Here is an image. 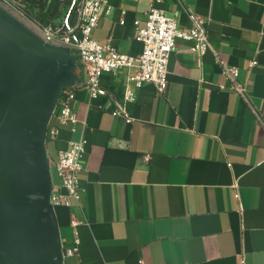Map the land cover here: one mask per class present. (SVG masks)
Wrapping results in <instances>:
<instances>
[{
  "label": "crops",
  "instance_id": "obj_1",
  "mask_svg": "<svg viewBox=\"0 0 264 264\" xmlns=\"http://www.w3.org/2000/svg\"><path fill=\"white\" fill-rule=\"evenodd\" d=\"M14 1L36 11L35 0ZM152 5L180 30L189 13L209 21L211 50L199 57L178 39L165 96L131 85L132 124L112 112L135 70L102 76L109 98L78 91L75 126L61 125L53 108L47 129L60 133L45 141L52 193L61 190L60 153L82 135L87 141L82 205L54 209L63 264H264V0H109L92 39L139 55L134 22L144 24ZM217 59L238 69L245 98L228 88ZM75 69L62 92L87 81L80 61ZM76 238L79 253L66 257Z\"/></svg>",
  "mask_w": 264,
  "mask_h": 264
},
{
  "label": "water",
  "instance_id": "obj_2",
  "mask_svg": "<svg viewBox=\"0 0 264 264\" xmlns=\"http://www.w3.org/2000/svg\"><path fill=\"white\" fill-rule=\"evenodd\" d=\"M79 61L0 8V264H63L45 135Z\"/></svg>",
  "mask_w": 264,
  "mask_h": 264
},
{
  "label": "built area",
  "instance_id": "obj_3",
  "mask_svg": "<svg viewBox=\"0 0 264 264\" xmlns=\"http://www.w3.org/2000/svg\"><path fill=\"white\" fill-rule=\"evenodd\" d=\"M59 1L63 7L62 19L60 23L53 22L49 25L43 24L32 5L23 6L14 0H0V8L44 43L67 49L71 55L80 57V63L86 70L87 81L82 83L78 90L62 92L57 103V117L63 126H75L78 123L72 108L78 91L85 90L90 99L109 98V93L101 85V78L104 74H116L123 69L135 70V72L128 75L124 100L122 102L113 100L115 109L112 114L126 119L127 124H132L135 119L129 116L125 108L126 103L134 99L131 85L142 87L145 84H152L159 96H165L169 89V61L176 50L178 39L192 43L190 50L199 57H204L211 50L209 21L189 13L190 27L180 30L176 19L168 18L163 10L152 5L146 13L147 19L144 24L140 21L134 22L137 41L141 45L140 54L135 57L123 55L109 44L100 45L91 37L99 26L102 12L109 14L111 11L109 0ZM124 16L125 12H122V17ZM120 24L125 25L123 19ZM216 63L228 79V88L245 98L247 89L238 82V69L229 67L218 59ZM256 66L257 61L253 60L249 68L252 70ZM59 133V128L49 127L46 131V139L54 141L59 137ZM86 145L87 141L82 135L80 141L69 143L68 149L60 153L55 163V170L62 191H53L51 197L53 209L70 208L74 202L79 206L82 205L80 175L84 170ZM71 224L76 228L79 222L73 220ZM78 253L79 240L76 238L74 246L65 251V256L74 257Z\"/></svg>",
  "mask_w": 264,
  "mask_h": 264
},
{
  "label": "trees",
  "instance_id": "obj_4",
  "mask_svg": "<svg viewBox=\"0 0 264 264\" xmlns=\"http://www.w3.org/2000/svg\"><path fill=\"white\" fill-rule=\"evenodd\" d=\"M36 15L45 25L57 22L62 17V4L59 0H35Z\"/></svg>",
  "mask_w": 264,
  "mask_h": 264
},
{
  "label": "rangeland",
  "instance_id": "obj_5",
  "mask_svg": "<svg viewBox=\"0 0 264 264\" xmlns=\"http://www.w3.org/2000/svg\"><path fill=\"white\" fill-rule=\"evenodd\" d=\"M61 19H62V17L60 18V20H59V21H57V23H60Z\"/></svg>",
  "mask_w": 264,
  "mask_h": 264
}]
</instances>
